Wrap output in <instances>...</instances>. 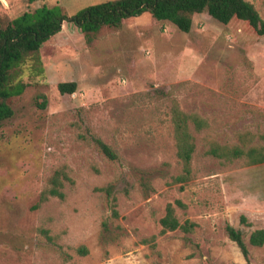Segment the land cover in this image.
<instances>
[{
	"label": "rangeland",
	"instance_id": "374dc122",
	"mask_svg": "<svg viewBox=\"0 0 264 264\" xmlns=\"http://www.w3.org/2000/svg\"><path fill=\"white\" fill-rule=\"evenodd\" d=\"M106 1L0 0V20L42 6L72 18ZM246 1L264 21V0ZM40 55L43 76L29 80L0 125V264H264V244H249L264 230V164L206 154L211 142L264 134V36L207 14L194 15L183 33L146 13L102 28L90 43L64 22ZM61 82H75L76 91L61 95ZM173 104L208 124L196 139L195 177L183 185L173 183L182 173ZM95 138L119 159L105 158ZM56 172L70 179L61 180L64 198L41 202ZM110 184L118 218L100 191ZM177 200L186 206L176 208L179 221L195 227L160 235L159 220ZM227 225L242 232L248 261Z\"/></svg>",
	"mask_w": 264,
	"mask_h": 264
},
{
	"label": "trees",
	"instance_id": "16d2710c",
	"mask_svg": "<svg viewBox=\"0 0 264 264\" xmlns=\"http://www.w3.org/2000/svg\"><path fill=\"white\" fill-rule=\"evenodd\" d=\"M34 1L38 0H29ZM146 13L156 21L173 24L183 33L191 30L194 15L207 14L222 25H228L233 20L245 22L256 35L264 36V21L254 6L246 0H111L89 6L72 18L58 7L42 6L33 14L23 13L6 25L0 20V125L12 118L14 114L12 102L29 87V80L43 76L40 47L61 31L64 22L76 26L85 41L90 43L102 28L120 29L124 20ZM76 89L75 82H61L57 85L61 95H71ZM41 107H45V102ZM170 119L175 140V157L182 167V173L173 178V183L183 185L195 177L193 156L196 139L208 124L197 114L183 112L177 104L171 107ZM247 136L249 134L239 136L238 143L232 146L211 142L206 154L223 164L243 161L247 166L263 165L264 134L258 139ZM94 143L109 161L119 159L115 151L102 140L95 138ZM63 178L70 181L64 172H56L52 176L50 188L40 196L41 202L50 198H64L61 181ZM100 191L106 195L111 216L118 218L114 186L110 184ZM176 208L185 209L186 206L179 200L166 206L164 216L159 220L160 235L176 230L185 234L193 231L195 224L189 220L181 223L176 215ZM241 223H247L244 217H241ZM107 232L108 226L104 224V233ZM226 232L229 239L239 248L243 258L248 261L249 253L243 242L242 232L230 225L226 226ZM147 241H154V237H151V240H143ZM249 244L261 247L264 244V230L253 231L249 236ZM80 251L86 253L83 248Z\"/></svg>",
	"mask_w": 264,
	"mask_h": 264
}]
</instances>
